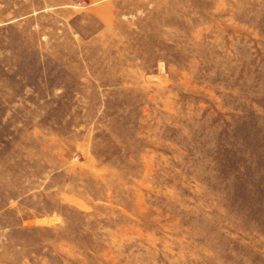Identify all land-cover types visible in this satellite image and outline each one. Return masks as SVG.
Returning a JSON list of instances; mask_svg holds the SVG:
<instances>
[{
  "label": "rangeland",
  "instance_id": "374dc122",
  "mask_svg": "<svg viewBox=\"0 0 264 264\" xmlns=\"http://www.w3.org/2000/svg\"><path fill=\"white\" fill-rule=\"evenodd\" d=\"M0 264H264V0H0Z\"/></svg>",
  "mask_w": 264,
  "mask_h": 264
}]
</instances>
